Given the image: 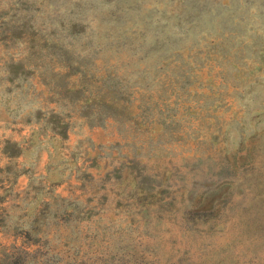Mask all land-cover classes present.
Returning a JSON list of instances; mask_svg holds the SVG:
<instances>
[{
  "label": "rangeland",
  "instance_id": "rangeland-1",
  "mask_svg": "<svg viewBox=\"0 0 264 264\" xmlns=\"http://www.w3.org/2000/svg\"><path fill=\"white\" fill-rule=\"evenodd\" d=\"M0 264H264V0H0Z\"/></svg>",
  "mask_w": 264,
  "mask_h": 264
}]
</instances>
